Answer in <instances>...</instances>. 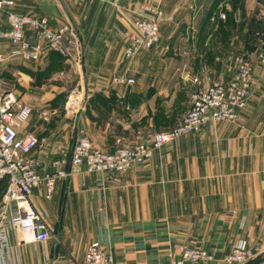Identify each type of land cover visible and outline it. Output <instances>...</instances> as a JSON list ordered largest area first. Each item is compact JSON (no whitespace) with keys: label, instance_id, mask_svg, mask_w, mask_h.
<instances>
[{"label":"crops","instance_id":"1","mask_svg":"<svg viewBox=\"0 0 264 264\" xmlns=\"http://www.w3.org/2000/svg\"><path fill=\"white\" fill-rule=\"evenodd\" d=\"M143 6L164 10L161 40L127 58L123 33L137 32L133 12ZM9 10L46 16L54 29L68 24L81 46L71 58L51 50L40 63L12 56L0 64L31 108L25 130L41 140L32 156L42 173L70 171L78 128L108 152L119 135L152 145L153 132L173 129L190 109L195 77L229 82L243 55L255 76L236 120L184 133L126 172L57 175L50 199L36 187L31 203L52 235L36 241L10 229L0 264H83L95 241L115 264H172L191 245L213 253L211 264L240 243L264 253V0H15L0 11V28ZM75 88L87 97L78 114ZM6 186L0 181V201Z\"/></svg>","mask_w":264,"mask_h":264},{"label":"built area","instance_id":"2","mask_svg":"<svg viewBox=\"0 0 264 264\" xmlns=\"http://www.w3.org/2000/svg\"><path fill=\"white\" fill-rule=\"evenodd\" d=\"M15 3V0H0V11ZM135 33H123L124 54L132 58L142 50L150 49L161 40V24L164 10L159 6H143L133 12ZM224 16V14H222ZM7 29L0 28V64L12 56L40 63L51 51H58L67 58L82 53L81 46L71 40L68 24L58 29L51 27L46 16L7 13ZM48 42L43 47L41 40ZM6 40L14 47L10 53L1 49ZM254 68L247 56H239L237 69L229 82L214 81L203 84L195 77L196 88L192 93V105L183 120L173 129L155 132L152 145L146 142L131 143L124 136L115 139V150L97 148L84 129L78 128L71 154L70 171L42 173L37 170L32 153L41 145V140L25 130L31 108L17 94V84L0 74V181L6 179L7 186L0 201V241H5L8 231L19 229L36 241H46L52 231L37 208L31 203L34 189L45 187V197L52 198L57 175L69 176L83 170L88 172H126L146 163L153 148L187 132H197L210 122L236 120L248 103L254 85ZM119 83L133 84L134 78L115 75ZM81 88L72 90L71 103L76 112L84 109L87 97ZM230 258L244 263L245 247L239 245ZM244 251V252H242ZM244 254V255H243ZM213 254L206 249L182 247L179 258L172 264H208ZM249 260V259H248ZM244 261V262H243ZM83 264H115L113 254L100 242H92L86 250Z\"/></svg>","mask_w":264,"mask_h":264},{"label":"rangeland","instance_id":"3","mask_svg":"<svg viewBox=\"0 0 264 264\" xmlns=\"http://www.w3.org/2000/svg\"><path fill=\"white\" fill-rule=\"evenodd\" d=\"M192 105V104H191ZM191 108V107H190ZM190 110V109H189ZM188 110V111H189ZM187 111V112H188ZM187 114V113H186ZM185 114V115H186ZM155 132H153L152 133V135L150 136V139H152V136H153V134H154ZM123 136V135H122ZM125 137V136H124ZM126 138V137H125ZM127 139V138H126ZM128 141H130L129 139H127ZM131 143H138V142H132V141H130ZM141 142V141H140ZM22 232V231H21ZM23 233V232H22ZM239 245H243L244 247H245V245H244V243H240V244H238V245H236L232 250H231V252L225 257V260H224V264H242V263H240L239 261H237V260H234V259H231L230 260V258L231 257H233V252H234V250H236L237 248V246H239ZM187 247H193V248H201V249H205V248H203V246H200V245H191V246H187ZM246 249H245V252L244 251H242V252H244L246 255H245V260L244 261H246V260H248V259H251V258H254V257H256L257 256V254H259V251H257V250H255V249H253V248H247V247H245ZM207 250V249H206ZM207 251H209V250H207ZM213 254V253H212ZM262 254H264V253H262ZM244 255V254H243ZM214 260V255H213V257H212V259H210L209 261H208V264H211V262ZM243 261V262H244ZM114 263H115V259H114Z\"/></svg>","mask_w":264,"mask_h":264},{"label":"water","instance_id":"4","mask_svg":"<svg viewBox=\"0 0 264 264\" xmlns=\"http://www.w3.org/2000/svg\"><path fill=\"white\" fill-rule=\"evenodd\" d=\"M264 263V254H258L256 257L251 258L243 264H262Z\"/></svg>","mask_w":264,"mask_h":264},{"label":"trees","instance_id":"5","mask_svg":"<svg viewBox=\"0 0 264 264\" xmlns=\"http://www.w3.org/2000/svg\"><path fill=\"white\" fill-rule=\"evenodd\" d=\"M55 52V51H54ZM5 181H6V183H7V180L6 179H4Z\"/></svg>","mask_w":264,"mask_h":264}]
</instances>
